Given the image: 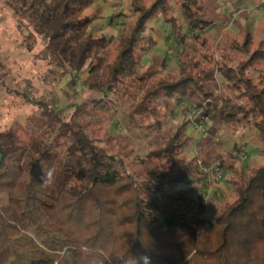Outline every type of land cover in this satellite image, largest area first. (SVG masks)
<instances>
[{
    "label": "trees",
    "instance_id": "16d2710c",
    "mask_svg": "<svg viewBox=\"0 0 264 264\" xmlns=\"http://www.w3.org/2000/svg\"><path fill=\"white\" fill-rule=\"evenodd\" d=\"M97 1L13 0L10 6L18 27L28 30L25 41L43 42L47 76L58 75V82L72 76L70 82H75L90 61L85 83L96 94L83 106L100 115L116 111L111 95L128 88V79L137 77L142 88L156 75L152 70L141 76L138 72L142 57L156 44L149 35L154 20L164 18L185 42L187 33L197 41L213 25L207 0H131L134 25L112 42L90 29L95 17L89 11ZM206 42L205 38L202 45ZM112 44L117 53L100 74L104 53ZM230 48L245 58L232 64L226 52L202 53L201 61L188 55L177 74L156 80L138 105L125 111L132 123H139L136 114L148 110L156 114V101L161 98L165 103L175 100L172 112L183 103L193 106L196 114L186 117L150 156L168 159L186 153L193 144L187 134L193 123L211 121L209 133L197 140L200 150L224 126H251L264 137V69L255 77L250 74L264 63V39L255 44L253 35L247 34L243 41L232 39ZM208 63L211 66L205 67ZM217 73L229 93L219 91ZM42 104L66 146L59 139L41 146L35 137L23 140L12 130L0 133V194L8 197L0 205V264H11L13 240L30 230L24 202L31 199L40 201L42 223L63 242L49 250L55 255L30 264H125L130 255L139 254L150 255L152 264H264V163L240 170L236 198L226 201L209 221L204 198L192 201L190 192L180 187L200 173L198 156L183 157L182 168L174 175L154 173L140 180L122 157L99 144L87 126L66 119L55 99ZM204 160L211 161L209 156ZM219 165L226 168L223 160ZM49 170L54 171L53 178L44 184Z\"/></svg>",
    "mask_w": 264,
    "mask_h": 264
},
{
    "label": "rangeland",
    "instance_id": "374dc122",
    "mask_svg": "<svg viewBox=\"0 0 264 264\" xmlns=\"http://www.w3.org/2000/svg\"><path fill=\"white\" fill-rule=\"evenodd\" d=\"M263 1L235 0L233 3H228L224 0L217 2L207 0L205 4L208 17L213 19L216 25L213 24L203 30L197 41H193L189 33H187V41H183L164 18L154 20L149 35L156 44L142 57L138 72L140 76L148 70L157 73L142 88L143 83L137 77L128 79L126 82L129 84L128 88L111 95L116 111L109 116L94 112L91 106H83L96 94L85 83V79L89 77L90 61L75 82H70L72 76L59 82L58 75L47 76L49 66L41 58L43 42L40 38L25 41L28 30L24 29L23 32L18 27L14 10L10 6L13 0H0V64L2 65L0 133L12 130L23 140H32L35 137L34 140L41 146L59 139L66 146L65 139L58 135V126L49 124L50 117L44 111L45 106L42 104L55 99L58 111L66 119L78 120L87 126L91 135L98 139L99 144L107 147L112 154L122 157L128 170L135 173L140 180H148L154 173H168V175L178 173L182 168L180 160L183 157L191 159L198 156V166L201 160L206 166L211 167L220 166L223 160L226 168L223 167L221 182H207L206 175L200 167V173L188 181L201 185L199 193L204 198L207 206L206 216L210 221L214 215L221 212L226 201L236 198L235 181L239 179L240 170L244 168L250 170L264 163V137L260 131L251 126H240L236 129L224 126L211 143L202 146L200 150V147H197V140L209 133L211 121L202 124L203 130H199L197 126L200 125L199 123H193L187 130V134L193 137V144L186 149V153L168 159H158L150 156L151 151L163 146L167 139L175 134L186 117L196 114L192 110L193 106L183 103L176 106L175 111L172 112L175 100L171 99L167 104L161 98L156 101V107L159 108L156 114L151 115L149 110L136 114V122L139 123H132L125 111L129 112L136 107L143 99L145 91L152 88L156 80L177 74L184 61L189 58L188 55L201 61L202 53L215 52L220 56L226 52L231 56L232 64L243 60L244 54L230 48L231 41L232 39L243 41L247 34L253 35L255 44L264 39ZM130 2L131 0H98L89 11L90 16L95 17L90 27L91 31L105 35L112 42L128 33L134 25ZM175 8L176 13L181 15L178 7ZM226 12L230 15L228 19L222 17V15L226 16ZM184 29L187 31L185 22ZM205 38L207 42L203 46L202 41ZM28 44H31V48H28ZM115 46L114 44L104 53L98 69L100 74L106 71L108 61L114 54L116 55ZM210 66V63L205 65V67ZM263 69L264 63L258 64L250 70V74L255 77ZM217 79L219 91L229 93L220 73H217ZM186 107L191 109L186 111ZM208 156L211 161L206 163L204 159ZM232 156L234 159H231ZM231 164L234 167L233 165L230 167ZM222 183L226 184L228 189H224ZM7 201V195L0 194V205ZM24 207L29 214L31 227L28 232L13 240L15 256L11 264H30L38 258L53 256L55 252L49 250L55 248L57 242H63L59 235L42 223L45 217L39 200L35 203L34 199H31L29 204L26 200ZM18 241H21L20 245Z\"/></svg>",
    "mask_w": 264,
    "mask_h": 264
},
{
    "label": "built area",
    "instance_id": "2783aa9c",
    "mask_svg": "<svg viewBox=\"0 0 264 264\" xmlns=\"http://www.w3.org/2000/svg\"><path fill=\"white\" fill-rule=\"evenodd\" d=\"M264 2V1H263ZM199 130H203L204 127L202 124L197 125ZM241 151V150H240ZM243 153H246L245 151H241ZM236 155H238L237 152H235ZM246 157V155H244ZM199 167L202 168V171L206 175V181L212 183L213 181L221 182L223 180V169L220 166H206L201 160H199ZM203 182V181H202Z\"/></svg>",
    "mask_w": 264,
    "mask_h": 264
},
{
    "label": "clouds",
    "instance_id": "9594fccd",
    "mask_svg": "<svg viewBox=\"0 0 264 264\" xmlns=\"http://www.w3.org/2000/svg\"><path fill=\"white\" fill-rule=\"evenodd\" d=\"M54 175L53 170H49L47 173H44L43 183L48 184L51 182ZM125 264H152V259L150 255L139 254L136 256H129Z\"/></svg>",
    "mask_w": 264,
    "mask_h": 264
},
{
    "label": "crops",
    "instance_id": "0c3cea01",
    "mask_svg": "<svg viewBox=\"0 0 264 264\" xmlns=\"http://www.w3.org/2000/svg\"><path fill=\"white\" fill-rule=\"evenodd\" d=\"M99 1H101V0H99ZM99 4V3H98ZM212 14V13H211ZM229 13H227L226 12V16H224V15H222V17H226L227 19L228 18H230V15H228ZM234 16H236V14H234ZM223 18V19H224ZM213 20V19H212ZM226 21V20H225ZM213 24L214 25H216V23L215 22H213ZM246 147V146H245ZM227 158V157H226ZM233 164H231V165H229L230 167L232 166ZM232 167H234V165L232 166ZM230 171H232V168L230 169ZM222 186H223V188L224 189H226L227 188V186H226V184H224V183H222ZM180 187H182V188H187V190L190 192V194H191V200L192 201H196L198 198H199V196H200V191H201V185H199V184H196V183H190V182H184V183H182V184H180ZM228 189V188H227Z\"/></svg>",
    "mask_w": 264,
    "mask_h": 264
}]
</instances>
